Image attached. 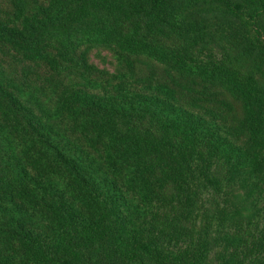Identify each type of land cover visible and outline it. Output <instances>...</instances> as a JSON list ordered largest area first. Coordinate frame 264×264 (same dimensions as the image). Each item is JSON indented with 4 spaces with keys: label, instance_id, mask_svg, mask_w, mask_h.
<instances>
[{
    "label": "trees",
    "instance_id": "obj_1",
    "mask_svg": "<svg viewBox=\"0 0 264 264\" xmlns=\"http://www.w3.org/2000/svg\"><path fill=\"white\" fill-rule=\"evenodd\" d=\"M0 264H264V0H0Z\"/></svg>",
    "mask_w": 264,
    "mask_h": 264
}]
</instances>
